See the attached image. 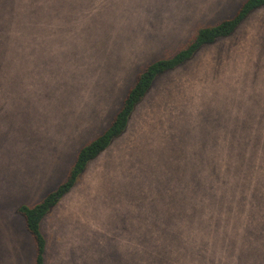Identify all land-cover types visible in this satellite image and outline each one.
I'll return each mask as SVG.
<instances>
[{
    "label": "rangeland",
    "instance_id": "374dc122",
    "mask_svg": "<svg viewBox=\"0 0 264 264\" xmlns=\"http://www.w3.org/2000/svg\"><path fill=\"white\" fill-rule=\"evenodd\" d=\"M245 0H40L35 29L0 47V264H32L17 214L61 184L150 63ZM264 7L229 38L158 76L112 141L45 218L46 264L151 257L203 208L204 183L264 141ZM247 133V134H246ZM246 135V137H245ZM246 158H263L264 149ZM140 243L147 244L140 249ZM108 257V259H107Z\"/></svg>",
    "mask_w": 264,
    "mask_h": 264
},
{
    "label": "trees",
    "instance_id": "16d2710c",
    "mask_svg": "<svg viewBox=\"0 0 264 264\" xmlns=\"http://www.w3.org/2000/svg\"><path fill=\"white\" fill-rule=\"evenodd\" d=\"M39 1L0 0V47L12 43L15 33L36 28L35 20L42 11ZM262 7L264 0H245L232 17L197 28L172 57L148 64L136 76L109 126L78 150L64 181L35 205L17 208L33 244L32 264H46L48 242L42 232L44 218L73 189L88 163L124 134L130 116L155 79L181 67L203 47L229 38L252 12ZM259 129L264 133V127ZM249 149L263 154L259 149H264V141L235 147L233 155L237 158L219 162L218 177L212 183H204L200 195L203 209L195 215L188 214L190 221L183 231L175 228L170 243L153 244L156 253L151 257L140 256L137 263L134 259L127 264H264V159L246 158ZM138 247L148 248L144 243Z\"/></svg>",
    "mask_w": 264,
    "mask_h": 264
}]
</instances>
